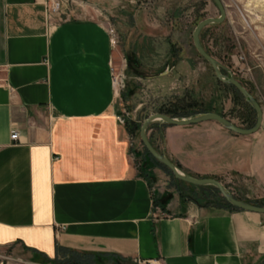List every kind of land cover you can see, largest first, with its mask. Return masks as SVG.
Returning a JSON list of instances; mask_svg holds the SVG:
<instances>
[{
  "label": "crops",
  "instance_id": "0c3cea01",
  "mask_svg": "<svg viewBox=\"0 0 264 264\" xmlns=\"http://www.w3.org/2000/svg\"><path fill=\"white\" fill-rule=\"evenodd\" d=\"M87 13L48 20L42 0H0V248L16 264L64 261L61 250L264 264V214L189 196L151 160L140 175L134 133L118 120L113 38ZM147 136L186 174L264 206V129L248 137L212 120H155Z\"/></svg>",
  "mask_w": 264,
  "mask_h": 264
},
{
  "label": "rangeland",
  "instance_id": "374dc122",
  "mask_svg": "<svg viewBox=\"0 0 264 264\" xmlns=\"http://www.w3.org/2000/svg\"><path fill=\"white\" fill-rule=\"evenodd\" d=\"M60 1L66 15L77 8H88L87 15L103 22L112 35V71L120 113L130 126L138 125L133 130L138 167L148 160L154 162L144 152L139 128L144 119L160 109L196 102L197 110L220 113L241 127L254 125L253 108L234 86L216 78L212 66L194 47L192 32L198 22L220 16L212 0ZM222 2L224 21L204 27L200 40L206 52L221 64V71L237 79L259 102L261 127L246 135L255 137L264 129V0ZM140 153L143 156H138ZM179 182L181 191L189 196L200 198L202 192L203 201L216 198L223 202L217 189L198 191L189 183ZM16 263L13 252L1 247L0 264ZM48 263L67 264L65 260Z\"/></svg>",
  "mask_w": 264,
  "mask_h": 264
},
{
  "label": "water",
  "instance_id": "95a60500",
  "mask_svg": "<svg viewBox=\"0 0 264 264\" xmlns=\"http://www.w3.org/2000/svg\"><path fill=\"white\" fill-rule=\"evenodd\" d=\"M212 1L217 6L220 12L219 14L220 16L208 17L198 22V24L196 25V27L192 32V40L194 47L196 48L198 54L212 66L216 78L225 84L234 86L240 92L244 100L250 105V107L253 108V110L256 113V121L254 125L249 128L241 127L238 124L232 122L230 119L228 118L226 119V117L216 112H203L189 117L185 116V118L171 117L164 113L158 112V114L157 113L151 114L142 122L139 128L140 142L142 146L145 148V150H147L149 154L157 162L165 166L171 172V174L175 179L196 186H205V185L213 186L218 190V192L222 195V197L226 200V202H228L229 205H232V207L264 214V206L254 205L236 198L219 180H216L215 178H198L186 174L180 168H178V166L174 162H172L169 158L162 155V153L158 152L156 148L152 145V143L150 142L147 136V129H148L147 127H149L151 123L155 120H162L163 122L170 125H185V126L189 124H195L203 121L212 120V121H217L227 130H230L240 135L253 134L257 132L261 127L263 120V112L257 99L232 75L224 74L221 71L222 67L221 64L218 62V60H216L214 57H211L210 54L206 52L203 45L201 44L202 43L200 40L201 30L208 25L219 24L223 22L226 17L224 4L222 0H212Z\"/></svg>",
  "mask_w": 264,
  "mask_h": 264
},
{
  "label": "trees",
  "instance_id": "16d2710c",
  "mask_svg": "<svg viewBox=\"0 0 264 264\" xmlns=\"http://www.w3.org/2000/svg\"><path fill=\"white\" fill-rule=\"evenodd\" d=\"M182 102H185V99H181ZM186 103V104H185ZM183 104H180L181 106H174L172 108H167V109H160L158 112L160 113H164L166 115H169L171 117H177V118H185L189 117V116H193L199 113H203V112H209L210 110H202V109H196L197 105L196 102H185ZM178 105V104H177ZM179 107L180 110H179ZM220 114V113H218ZM224 116V115H222ZM126 124L128 125V127L130 128V130H136L138 125L133 124V126H130L128 121L126 122ZM144 152L145 154H147L155 163L161 165L162 167H164L169 173H171L165 166H163L162 164H160L159 162H157L150 154L147 150H145L144 148ZM138 156H143L141 153ZM178 166V165H177ZM178 168H180L178 166ZM145 169L143 168V165L141 164L139 166V172L140 175L146 176L147 177V173H144ZM174 178V177H173ZM175 179V178H174ZM179 181V180H178ZM211 189L216 191V188L213 186H209ZM223 203L226 204L227 206L232 207V205H229L228 202H226L224 200V198H221ZM64 252V258L65 261L67 262V264H137L136 262H133L130 258H126L120 255H115V254H93V253H83V252H76V251H72V250H68V251H63ZM66 252V253H65Z\"/></svg>",
  "mask_w": 264,
  "mask_h": 264
},
{
  "label": "built area",
  "instance_id": "2783aa9c",
  "mask_svg": "<svg viewBox=\"0 0 264 264\" xmlns=\"http://www.w3.org/2000/svg\"><path fill=\"white\" fill-rule=\"evenodd\" d=\"M44 6H45V13L46 18L49 20L52 15H65L66 13L62 10L61 7V1L60 0H42ZM115 82V80H114ZM118 120L122 124H126V118L124 116H119ZM11 139L17 140L18 139V132L16 130H13L11 133ZM140 264V262H138Z\"/></svg>",
  "mask_w": 264,
  "mask_h": 264
}]
</instances>
